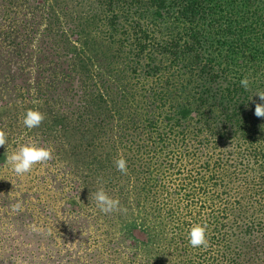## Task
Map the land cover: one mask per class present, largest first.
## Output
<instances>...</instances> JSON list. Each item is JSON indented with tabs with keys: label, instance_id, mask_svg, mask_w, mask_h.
Instances as JSON below:
<instances>
[{
	"label": "rangeland",
	"instance_id": "374dc122",
	"mask_svg": "<svg viewBox=\"0 0 264 264\" xmlns=\"http://www.w3.org/2000/svg\"><path fill=\"white\" fill-rule=\"evenodd\" d=\"M120 1L110 11L105 0H0V264L258 262L221 156L148 121L152 101L125 69ZM255 87L252 112L264 84ZM27 108L44 114L39 127L23 126ZM32 142L53 159L18 176L4 155ZM100 187L119 210L99 211ZM192 223L205 226L207 246L188 245Z\"/></svg>",
	"mask_w": 264,
	"mask_h": 264
},
{
	"label": "trees",
	"instance_id": "16d2710c",
	"mask_svg": "<svg viewBox=\"0 0 264 264\" xmlns=\"http://www.w3.org/2000/svg\"><path fill=\"white\" fill-rule=\"evenodd\" d=\"M105 4L121 9L120 0ZM122 8L125 69L152 101L148 121L192 135L221 156L231 206L250 221L245 235L258 256L252 264H264V117L251 111L250 100L264 84V0H124ZM119 20H108L112 32ZM245 76L247 90L239 83Z\"/></svg>",
	"mask_w": 264,
	"mask_h": 264
},
{
	"label": "clouds",
	"instance_id": "9594fccd",
	"mask_svg": "<svg viewBox=\"0 0 264 264\" xmlns=\"http://www.w3.org/2000/svg\"><path fill=\"white\" fill-rule=\"evenodd\" d=\"M240 85L247 90L249 87L248 77H242L239 81ZM260 98L261 103L255 105L254 114L258 117L264 116V91L255 94ZM252 99V98H251ZM250 99V100H251ZM44 114L38 109L27 108L25 109L22 123L25 129L31 130L39 127L44 120ZM6 143V133L0 130V146ZM53 159L52 150L47 147L39 146L36 142L32 143H19L15 149L4 155V163L9 166L10 170L20 176L30 173L33 165L37 163H44ZM115 168L121 172L126 173V160L123 156L118 157L114 162ZM95 205L102 213L115 212L118 209L119 202L110 197L103 187L98 188L92 194ZM21 207L19 201L12 205L13 210H18ZM206 229L200 223H192L189 225L186 240L189 246L196 248L200 246H207Z\"/></svg>",
	"mask_w": 264,
	"mask_h": 264
}]
</instances>
